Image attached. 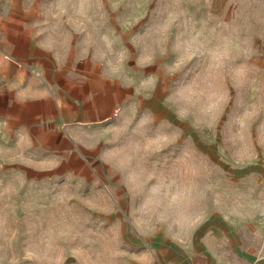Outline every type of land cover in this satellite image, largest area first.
<instances>
[{"label":"rangeland","instance_id":"1","mask_svg":"<svg viewBox=\"0 0 264 264\" xmlns=\"http://www.w3.org/2000/svg\"><path fill=\"white\" fill-rule=\"evenodd\" d=\"M30 4L106 39L108 62L141 72L155 102L101 132L100 181H37L0 164V264H254L264 0Z\"/></svg>","mask_w":264,"mask_h":264},{"label":"crops","instance_id":"2","mask_svg":"<svg viewBox=\"0 0 264 264\" xmlns=\"http://www.w3.org/2000/svg\"><path fill=\"white\" fill-rule=\"evenodd\" d=\"M54 19L30 0H0V164L37 181H100L101 132L155 98L141 72L108 62L106 39ZM249 251L264 264V229Z\"/></svg>","mask_w":264,"mask_h":264}]
</instances>
